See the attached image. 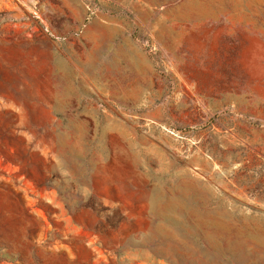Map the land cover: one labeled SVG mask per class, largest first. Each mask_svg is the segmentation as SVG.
<instances>
[{
  "label": "rangeland",
  "instance_id": "374dc122",
  "mask_svg": "<svg viewBox=\"0 0 264 264\" xmlns=\"http://www.w3.org/2000/svg\"><path fill=\"white\" fill-rule=\"evenodd\" d=\"M0 264H264V0H0Z\"/></svg>",
  "mask_w": 264,
  "mask_h": 264
}]
</instances>
